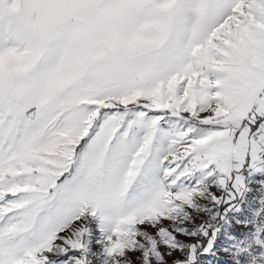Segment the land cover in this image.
I'll list each match as a JSON object with an SVG mask.
<instances>
[{
    "label": "snow or ice",
    "instance_id": "snow-or-ice-1",
    "mask_svg": "<svg viewBox=\"0 0 264 264\" xmlns=\"http://www.w3.org/2000/svg\"><path fill=\"white\" fill-rule=\"evenodd\" d=\"M258 163L264 0H0V264H200Z\"/></svg>",
    "mask_w": 264,
    "mask_h": 264
},
{
    "label": "rangeland",
    "instance_id": "rangeland-1",
    "mask_svg": "<svg viewBox=\"0 0 264 264\" xmlns=\"http://www.w3.org/2000/svg\"><path fill=\"white\" fill-rule=\"evenodd\" d=\"M212 192L217 196L227 198L228 193H222L215 187ZM211 210L212 205L207 201ZM220 212H224L223 206ZM264 178L245 179L244 186L236 194L232 209L227 215H222L216 227V236L212 248L206 253L207 258H201L200 264H238L243 257L244 264H264ZM195 215V214H194ZM204 213L196 218L199 224L205 219ZM211 236V230H209ZM199 238V237H198ZM207 244V242H206Z\"/></svg>",
    "mask_w": 264,
    "mask_h": 264
},
{
    "label": "crops",
    "instance_id": "crops-1",
    "mask_svg": "<svg viewBox=\"0 0 264 264\" xmlns=\"http://www.w3.org/2000/svg\"><path fill=\"white\" fill-rule=\"evenodd\" d=\"M259 176H262L264 178V164H261V163H258L255 166L246 167L240 173V177H241V180L243 182V186L245 184L246 178H248V181H249V180H253L255 177H259Z\"/></svg>",
    "mask_w": 264,
    "mask_h": 264
},
{
    "label": "trees",
    "instance_id": "trees-1",
    "mask_svg": "<svg viewBox=\"0 0 264 264\" xmlns=\"http://www.w3.org/2000/svg\"><path fill=\"white\" fill-rule=\"evenodd\" d=\"M202 242H203L204 244H206V242H207V239H203V240H202Z\"/></svg>",
    "mask_w": 264,
    "mask_h": 264
}]
</instances>
